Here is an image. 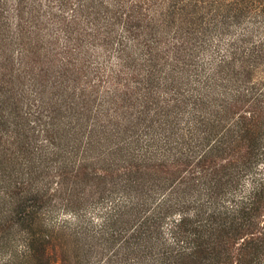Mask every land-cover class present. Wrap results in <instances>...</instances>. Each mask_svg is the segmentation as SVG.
Returning a JSON list of instances; mask_svg holds the SVG:
<instances>
[{"label":"rangeland","instance_id":"1","mask_svg":"<svg viewBox=\"0 0 264 264\" xmlns=\"http://www.w3.org/2000/svg\"><path fill=\"white\" fill-rule=\"evenodd\" d=\"M78 2L0 0V264H35L33 256H22L26 241L32 239L30 231L36 235L37 247L45 245L44 260L48 264H155L161 243L166 242V248L174 243L171 226L181 212L172 210L165 223L158 226L156 207L190 174L172 175L157 163L143 165L149 168L136 164L129 167V155L142 153L132 149L145 147L141 143L149 136V123L142 121L145 116L139 120V106L130 110L123 103L120 110H115L114 102L103 105L110 88L104 84L108 79L103 75L112 76L119 70L123 73L122 62L126 60L130 69L137 71L134 81L140 83L156 62L142 66L135 47L138 41H123V52L120 40L124 18L118 15L117 20L95 0L82 2L80 9L76 8ZM72 10H76L75 19ZM172 32L171 37L175 36ZM145 40L149 38L141 37L139 43ZM159 54L162 58L163 52ZM162 63L165 61L159 59L158 64ZM234 68L221 75L232 81L229 88L234 83L239 90L264 87V66L243 74ZM188 72L198 73L194 68ZM132 74L126 77L119 72L116 82L123 85ZM138 85L134 83L133 87ZM245 100L243 108L219 115L220 123H212L213 133H226L230 124L235 125L253 110L249 99ZM243 122L247 124V120ZM16 125H20L18 133ZM92 130L96 137L90 141ZM258 151L264 154V148ZM127 166L129 172L125 171ZM78 168L87 171L86 179H76ZM259 168L263 164H256L254 172ZM59 175L64 176L63 191L57 190ZM230 177L224 176L213 204L234 208L251 195V174L239 183ZM44 184H48L46 188ZM197 185L192 181L188 190L182 188L186 193L182 195L191 201H207L203 187ZM36 191L48 193L50 198L51 193L55 198L47 204L52 212H43L44 225L29 230L27 223H19L17 218L21 211H30L32 200L40 201ZM257 204L261 217L237 235H190L189 248L194 250L199 245L198 254L176 251L175 260L180 259L177 263L264 264V240L254 241L264 236V199ZM110 213L115 217L105 229ZM192 213L189 211L190 220L194 219Z\"/></svg>","mask_w":264,"mask_h":264},{"label":"trees","instance_id":"2","mask_svg":"<svg viewBox=\"0 0 264 264\" xmlns=\"http://www.w3.org/2000/svg\"><path fill=\"white\" fill-rule=\"evenodd\" d=\"M84 1L91 0H79L76 8L80 9ZM95 1L101 9L106 8L114 13L117 20L118 15L121 20L124 18V35L121 36L123 40H120L123 52L126 48L123 41H138L135 47L139 50L142 66L156 62L151 70H146V78L140 83L137 79L134 81L133 75L137 71L130 69L126 60L122 62L123 73L119 70L118 73L113 71L112 76L103 75V78L108 79L104 84L108 83L110 86L106 92L108 98L104 97L103 105L114 102L112 104L116 105L115 110H120L123 103L130 110L139 106V120L145 116L142 121L149 123L146 127L150 131L149 136L141 143H145V147L132 149L133 152L138 150L142 153L138 156L129 155V167L133 168L134 164L144 167L148 163H157L156 165L166 168L167 172H174L175 175L190 174L179 182L178 189L171 190L168 199L161 200L156 207L158 212L155 224L158 226L165 223L172 210H178L181 214L172 222L173 246L166 248V242L163 241L155 253L154 262L178 264L180 259L175 260L174 257L176 251L184 254L192 250V254H198L199 245L194 250L189 248L187 240L190 235H237L250 227L255 218L261 217L258 210L260 208L256 205L264 199V154L258 151L264 148V87L252 88V91L241 89L242 93L236 83L229 88L228 83L232 81L221 75L236 66L239 68H234L233 71L238 69L242 74L247 70H260L264 66V0ZM71 12V17L74 16L75 19L73 14L76 10ZM170 32L175 36L171 37ZM141 37H148L149 40L141 44ZM160 52L165 54H162V58ZM159 59H163L165 63L158 64ZM189 68H194L198 73L191 74L188 72ZM97 69L100 70L99 66ZM119 72L126 77L133 72L130 75L132 78L125 79L127 82L123 85L117 83L116 80L120 79ZM129 81L132 82L131 85ZM134 83H138V87H133ZM122 88L126 89L125 92H121ZM246 98L252 104L253 110L239 118L235 125L230 124L231 129L226 133H213L212 123H220L218 120H221L222 115H219H228L239 107L243 108ZM244 120H247L246 125ZM95 121L100 123L99 118L95 117ZM19 126L16 125V133L20 130ZM88 137L90 141L96 137L94 130L89 132ZM246 151V155H243ZM258 163L259 166L263 164V168L254 172V166ZM128 166L125 167L126 172L130 171ZM84 173L87 171L78 168L74 174L76 179H86L87 174L85 176ZM248 174H251L253 180L251 195L241 205L229 208L219 203L213 204L224 176H231V181L235 179L239 183ZM57 179L60 180L56 185L57 190L63 191L61 180L64 181V176L59 175ZM192 181L203 187L207 201L196 198L191 201L182 195L186 194L182 188L186 187L188 190ZM47 185L44 184L43 187L46 188ZM41 192L36 191L40 201L32 200L28 207L30 211H21L17 218L19 223H27L29 230L37 225L42 226L45 222L42 219L43 212L46 215L52 212L47 204L55 196L49 193L50 198L48 193ZM120 207L122 206H118V209ZM189 211L193 212V220L189 219ZM111 213L106 216L105 229L108 228L109 220L115 217H111ZM30 233L32 239L26 241L22 256H33L35 264H48L44 260L45 245L37 247L34 239L36 235L33 231ZM258 234L263 235V232ZM262 237L254 241L261 243L264 240V236ZM184 244L186 245L183 246ZM174 246L179 249L175 250ZM246 246L245 244V248ZM214 253L213 251V256L217 259Z\"/></svg>","mask_w":264,"mask_h":264}]
</instances>
